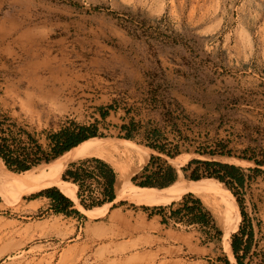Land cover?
I'll use <instances>...</instances> for the list:
<instances>
[{
	"label": "rangeland",
	"instance_id": "rangeland-1",
	"mask_svg": "<svg viewBox=\"0 0 264 264\" xmlns=\"http://www.w3.org/2000/svg\"><path fill=\"white\" fill-rule=\"evenodd\" d=\"M73 122L135 145L72 160L106 162L114 192L167 163L189 180L195 169L223 222L211 198L188 190L85 207L99 190L91 177L80 189L62 179L69 161L53 183L0 191V264H236L231 233L249 228L244 263L264 264V0H0V138L17 152L45 148ZM193 159L234 164L242 183H220L201 163L181 171ZM50 186L79 213L55 212L37 194Z\"/></svg>",
	"mask_w": 264,
	"mask_h": 264
},
{
	"label": "trees",
	"instance_id": "trees-1",
	"mask_svg": "<svg viewBox=\"0 0 264 264\" xmlns=\"http://www.w3.org/2000/svg\"><path fill=\"white\" fill-rule=\"evenodd\" d=\"M102 114L104 115L105 113ZM95 134L96 131L93 124L83 125L75 124L73 122L72 126H64L61 129L50 133L47 136L48 142L45 148H43L41 144L34 140L35 144L32 150H22L20 152L14 151L9 146V144H7L6 138L2 137L0 138V158L8 169L16 172L25 171L42 162L46 163L51 161L52 159L62 155L70 148L76 146L78 143L94 137ZM124 137L128 138L129 134H125ZM149 145L159 151H164L163 147L158 144ZM153 158L154 157H151V159ZM257 162L258 164L260 163L259 160ZM85 163L90 164L91 166L84 165ZM191 163L203 164L205 166V172L203 174L217 178L218 181L220 180V183L221 181L227 183V181H225L226 177H231L238 183H242V178L239 175L241 168L234 164L216 160L193 159L185 166H181V171L185 172ZM78 164L79 166L77 167L76 165ZM147 169L148 165L144 167L143 172H147ZM177 174L178 170L173 165L167 163L164 166L159 167L157 170H153L149 174H143L141 180L135 181L132 179V181L135 182V185L139 187L162 188L171 184L177 178ZM115 176V172L106 162L94 156L84 158L80 163H76L75 161L70 162L68 167L65 169L64 174H61L62 179L72 182L78 186L79 189L84 186L86 178L91 177V179L95 178L100 180L99 182L101 183V190H99L98 195H94L95 197H93L91 190L89 191V194H87L91 199L90 203L85 204L83 199H80V203L83 206L90 208H92V206L94 207V205L99 206L103 203H110L115 199L116 189L119 187L118 185L114 192V183L116 179ZM186 176L196 180L201 176V174H198L194 169L190 175ZM58 181L61 184L64 183L61 179H59V177ZM37 194H44L50 198L51 206L57 213H79L76 208H71L74 201L64 193H61L59 188L56 186H50L48 188L42 189ZM78 196L80 197L81 195L78 193ZM184 208L188 212L194 211V208L192 206H188L186 203L184 204ZM239 212H241V215L244 218L245 213L243 210L241 209ZM196 217L198 220H205V214H200ZM244 235L245 239L243 238ZM252 235V228H249L247 232H244L240 229L238 233H236V231L231 233L230 246L236 264H245L243 259L249 250ZM223 260L225 264H230L228 259L224 258Z\"/></svg>",
	"mask_w": 264,
	"mask_h": 264
},
{
	"label": "bare ground",
	"instance_id": "bare-ground-1",
	"mask_svg": "<svg viewBox=\"0 0 264 264\" xmlns=\"http://www.w3.org/2000/svg\"><path fill=\"white\" fill-rule=\"evenodd\" d=\"M132 146L134 147L135 145H132L124 140H121L120 143H117L112 139H107V138H90L78 143L76 146L70 148L62 155L56 157L52 162L46 164L47 170L42 171L40 174L36 176L30 174L32 172V170L30 169L25 170L22 173L16 174L15 172L8 170L4 165V163L2 162V160L0 159V191L4 195L3 197H5L7 190H10L15 187H19V186L24 187L25 185L26 188L30 189V188H35L37 186H42L44 184L53 183L56 180L57 174L69 161L87 155H96L99 157H104L103 156L104 153H107L108 151H123L124 153L132 152L131 149ZM139 157L141 160H145L143 158V154H139ZM177 161L178 160H176V165L179 164L177 163ZM115 165L116 168L120 169L122 172L123 169L120 168L122 166H119L117 164ZM115 170L117 171V169ZM180 190H188L193 193L199 194L203 198H207V197L211 198L217 209L218 219L221 222H223L225 213L222 210L221 201H220L221 199L213 190V186L208 182L201 183L199 180L197 181L193 179L192 180L186 179L182 176V174L179 171L177 174V178L171 184L162 188H152V189L140 188L132 184L131 182H127V178H125L121 183L120 187L117 188L116 195L118 197L125 196L137 202H143V201H152L154 199H158L166 195L176 193Z\"/></svg>",
	"mask_w": 264,
	"mask_h": 264
},
{
	"label": "crops",
	"instance_id": "crops-1",
	"mask_svg": "<svg viewBox=\"0 0 264 264\" xmlns=\"http://www.w3.org/2000/svg\"><path fill=\"white\" fill-rule=\"evenodd\" d=\"M100 180L99 179H95V178H92L91 180H90V182H91V184L92 185H95L96 184V186H97V188H95L96 190H101V183L99 182ZM60 189V188H59ZM64 193V192H63ZM65 194V193H64ZM66 195H68V194H66ZM167 212V214H168V216L169 217H171V218H173V219H176V217H175V215H176V210H175V208L173 207V206H171V207H169L168 208V210H166ZM172 213H173V215H172ZM179 218H177V220H178Z\"/></svg>",
	"mask_w": 264,
	"mask_h": 264
},
{
	"label": "water",
	"instance_id": "water-1",
	"mask_svg": "<svg viewBox=\"0 0 264 264\" xmlns=\"http://www.w3.org/2000/svg\"><path fill=\"white\" fill-rule=\"evenodd\" d=\"M60 191V190H59ZM62 193V192H61Z\"/></svg>",
	"mask_w": 264,
	"mask_h": 264
}]
</instances>
